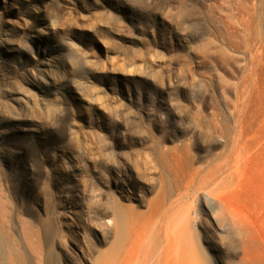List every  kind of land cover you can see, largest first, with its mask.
I'll return each instance as SVG.
<instances>
[{
    "label": "rangeland",
    "instance_id": "rangeland-1",
    "mask_svg": "<svg viewBox=\"0 0 264 264\" xmlns=\"http://www.w3.org/2000/svg\"><path fill=\"white\" fill-rule=\"evenodd\" d=\"M227 128L222 197L264 239V0H0V224L32 264H97L107 205L174 181L162 147L226 156ZM202 194L214 264H251Z\"/></svg>",
    "mask_w": 264,
    "mask_h": 264
},
{
    "label": "bare ground",
    "instance_id": "bare-ground-1",
    "mask_svg": "<svg viewBox=\"0 0 264 264\" xmlns=\"http://www.w3.org/2000/svg\"><path fill=\"white\" fill-rule=\"evenodd\" d=\"M225 132L229 135L231 129ZM160 157L171 169L168 158L177 160L179 172L174 181L171 185H161L147 212L128 206L120 195L112 205H107L108 223L103 233L107 246L97 264H214L202 234L204 217L208 215L203 207L204 190L220 202L218 207L210 198L206 203L215 232L238 244L246 262L264 264V239L257 227L222 197L232 186L240 163L237 140L232 137L229 154H219L206 161H202L187 140L162 147ZM0 264H32L22 253L20 240L1 224Z\"/></svg>",
    "mask_w": 264,
    "mask_h": 264
}]
</instances>
